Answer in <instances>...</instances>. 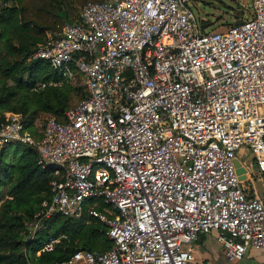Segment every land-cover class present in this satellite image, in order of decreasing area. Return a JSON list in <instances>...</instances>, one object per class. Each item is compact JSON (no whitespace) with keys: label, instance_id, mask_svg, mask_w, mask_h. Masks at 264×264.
<instances>
[{"label":"built area","instance_id":"built-area-1","mask_svg":"<svg viewBox=\"0 0 264 264\" xmlns=\"http://www.w3.org/2000/svg\"><path fill=\"white\" fill-rule=\"evenodd\" d=\"M189 2L88 1L32 54L80 76L84 96L49 115L38 138L20 113L4 114L0 150L27 145L53 167L29 233L54 214L86 213L112 241L61 264H203L195 246L211 231L232 264L264 251V0L208 32Z\"/></svg>","mask_w":264,"mask_h":264},{"label":"trees","instance_id":"trees-1","mask_svg":"<svg viewBox=\"0 0 264 264\" xmlns=\"http://www.w3.org/2000/svg\"><path fill=\"white\" fill-rule=\"evenodd\" d=\"M88 1L101 0H0V126L5 112L20 113L25 128L38 138L49 115L60 117L74 107L71 85L32 54L48 34L76 21ZM39 81L62 83L38 89ZM39 112L49 115L38 124ZM17 145L18 154L8 153L7 146L0 150V264H61L79 249H109L106 226L86 213L78 220L54 214L30 235L27 222L49 201L53 167L42 168L34 148ZM50 238L58 241L51 250L40 251Z\"/></svg>","mask_w":264,"mask_h":264},{"label":"rangeland","instance_id":"rangeland-1","mask_svg":"<svg viewBox=\"0 0 264 264\" xmlns=\"http://www.w3.org/2000/svg\"><path fill=\"white\" fill-rule=\"evenodd\" d=\"M189 7L196 15L199 21L198 23L202 25V28L206 32L224 30L233 25L238 19H247L253 14L251 0H190ZM47 69L49 70V67H47ZM66 82L72 87L71 105L75 106L84 92L82 78L80 76H75L71 80L67 79ZM45 115L49 114L42 112L37 114L38 124ZM6 149L10 154H18L21 150V146L13 143L8 145ZM215 250H219L217 245L215 246ZM201 255L207 256L210 259L212 258L211 253H202ZM257 256L258 255L253 253V250H250L246 257L248 264H258ZM221 261H224V258H222ZM221 261L217 258L216 264H218V262L221 264ZM210 262L208 264H210Z\"/></svg>","mask_w":264,"mask_h":264},{"label":"crops","instance_id":"crops-1","mask_svg":"<svg viewBox=\"0 0 264 264\" xmlns=\"http://www.w3.org/2000/svg\"><path fill=\"white\" fill-rule=\"evenodd\" d=\"M260 185V186H259ZM257 188L259 190V188L262 189V186L259 182H257ZM263 190V189H262ZM264 192V191H263ZM216 231H211L209 234L205 235L200 241H198L196 243L195 246V255L196 257L203 263V264H208L210 262V264H216V259L218 258L220 261L222 258H224V261H221V264H232L231 262H229L221 249V246L219 245V243L216 240ZM219 247V250H215V246ZM252 252V251H251ZM202 253H211L212 258H208L207 256H203L201 255ZM253 253L257 256V261L258 264H264V251H256L253 250ZM219 264V262H218ZM241 264H248V261L246 260V258L242 261Z\"/></svg>","mask_w":264,"mask_h":264},{"label":"water","instance_id":"water-1","mask_svg":"<svg viewBox=\"0 0 264 264\" xmlns=\"http://www.w3.org/2000/svg\"><path fill=\"white\" fill-rule=\"evenodd\" d=\"M241 20L242 19H238L237 21L234 22V24L241 23ZM234 163H235V166H236V173L238 175V178L240 180H244L245 179V175H244L245 169H244V167L241 165L240 161L237 158L234 160ZM259 193H260V196L263 198L264 197V192H263V190L261 188H259Z\"/></svg>","mask_w":264,"mask_h":264}]
</instances>
